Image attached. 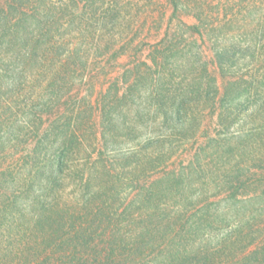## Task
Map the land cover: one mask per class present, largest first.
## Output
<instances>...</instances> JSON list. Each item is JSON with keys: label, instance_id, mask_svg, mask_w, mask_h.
I'll list each match as a JSON object with an SVG mask.
<instances>
[{"label": "trees", "instance_id": "trees-1", "mask_svg": "<svg viewBox=\"0 0 264 264\" xmlns=\"http://www.w3.org/2000/svg\"><path fill=\"white\" fill-rule=\"evenodd\" d=\"M134 2L0 0V264H184L189 242L196 241V226L187 229L181 218H168L166 231L165 224H142L144 212L161 213L169 201L186 215L204 199L186 184L192 172L171 171L136 191L201 128L204 111L191 109L188 97L199 103L202 93L170 94L164 82H173L168 64L194 56L182 47L184 35L171 34L184 1H171L172 18L162 40L150 46V64L126 71L125 92L103 106L100 127L91 98L74 101L89 73L106 72L99 59L129 53V43L118 47L110 37L134 21L127 11ZM197 17L203 21L200 12ZM184 26L189 37H203L201 25ZM232 48L215 45L224 75L238 64ZM134 50L143 52L142 46ZM230 117L219 115L224 124ZM107 151L122 153L128 163L120 166L132 170L110 171ZM135 191L138 201L125 206V196ZM115 215L128 222L126 233L114 225ZM149 246L159 255H146Z\"/></svg>", "mask_w": 264, "mask_h": 264}, {"label": "rangeland", "instance_id": "rangeland-1", "mask_svg": "<svg viewBox=\"0 0 264 264\" xmlns=\"http://www.w3.org/2000/svg\"><path fill=\"white\" fill-rule=\"evenodd\" d=\"M135 1L138 3L134 2L127 9L134 21L129 23V28L123 24L114 37H110L117 41L118 47L129 43L132 46L129 53L119 59L107 56L99 59L101 65L107 67L106 72L89 73L74 99L78 103L79 99L91 98L94 121L99 127L103 106L125 92L127 79L131 77L126 71L143 62L150 64V46L162 40L172 18V0H148L145 9L144 0ZM183 1L178 18L171 24V34L184 35L182 47L194 56L190 61L168 64L166 71L175 70L168 78L173 82L163 81L169 84L170 94L182 97L186 93H202L203 100L199 103L188 97V102L194 101L190 103L191 109L204 111L201 128L186 146L175 149L176 153L164 168L144 179L136 191L171 171H185L194 174L186 182L189 190L204 193V199L199 202L200 199L195 198L193 201L197 199L199 203L193 204L186 215L178 213L174 201H169L170 205L163 207L161 213L149 216L150 210L149 214L144 212L142 224L148 229L157 225L162 228L165 224L166 231L171 224L166 220L172 217V223L180 222L181 218L180 223L188 224L187 229L196 226L193 228L196 241L189 242V253L182 257L184 264H264V248L261 247L264 245V0ZM199 12L203 21L197 17ZM123 16L125 21L130 17L127 13ZM183 25H201L203 37H189L187 26ZM235 37L241 49L229 41ZM92 41L89 39L87 43L92 44ZM216 43L238 51V64L228 75H224L217 64ZM139 46L143 52L137 54L134 48ZM180 64L185 68L180 69ZM205 67L216 84L204 72ZM156 75L162 78L161 73ZM207 95L209 100L205 98ZM222 111L231 114L225 124L219 119ZM127 150L130 153L129 149L124 151ZM123 156L111 151L105 153L110 171L132 170L127 165L120 166V163H128ZM141 162L146 168L148 162ZM136 191L125 196V206L138 201ZM113 220L122 231H128L126 220L118 216ZM163 229L157 236H164ZM245 236L249 238L246 240ZM250 241H253L251 246ZM156 250L149 246L144 252L149 256L154 253V258L160 252Z\"/></svg>", "mask_w": 264, "mask_h": 264}]
</instances>
